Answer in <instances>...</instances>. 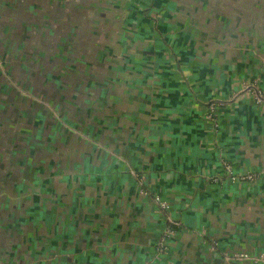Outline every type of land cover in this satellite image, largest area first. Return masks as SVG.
I'll use <instances>...</instances> for the list:
<instances>
[{"label": "crops", "instance_id": "0c3cea01", "mask_svg": "<svg viewBox=\"0 0 264 264\" xmlns=\"http://www.w3.org/2000/svg\"><path fill=\"white\" fill-rule=\"evenodd\" d=\"M260 96L264 0H0V264H264Z\"/></svg>", "mask_w": 264, "mask_h": 264}, {"label": "built area", "instance_id": "2783aa9c", "mask_svg": "<svg viewBox=\"0 0 264 264\" xmlns=\"http://www.w3.org/2000/svg\"><path fill=\"white\" fill-rule=\"evenodd\" d=\"M259 98H260V100L264 99V97H262V96H260ZM226 168L229 169V171H230V168L228 165H226ZM258 176H259V173L255 172V171H248L244 174H234L231 172L230 179L235 181V182L236 181H251V180L257 179ZM166 205L167 204L165 203L164 207H167ZM248 257H249L248 254H245V255L241 254L240 255V258H248ZM263 260H264V258H263Z\"/></svg>", "mask_w": 264, "mask_h": 264}, {"label": "rangeland", "instance_id": "374dc122", "mask_svg": "<svg viewBox=\"0 0 264 264\" xmlns=\"http://www.w3.org/2000/svg\"><path fill=\"white\" fill-rule=\"evenodd\" d=\"M176 56H179V54L176 55ZM177 60H178L180 63H181V62H182V63L184 62L183 59H182L181 57H179V59H178V57H177ZM232 181H233V180H232ZM252 181H253V180H251L250 182H252ZM236 182H237V181H236ZM176 223H178V222L176 221ZM179 224H180V222H179ZM170 231H171V230H170ZM170 231H169V232H170ZM169 232H168V233H169ZM163 247H164V246H163ZM234 256L237 257V258H239V259H243V258H240V255H239L238 253H236ZM235 257H232V258L235 259ZM237 258H236V259H237Z\"/></svg>", "mask_w": 264, "mask_h": 264}]
</instances>
